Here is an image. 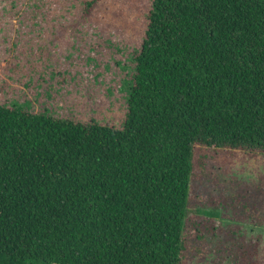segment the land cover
Segmentation results:
<instances>
[{
	"label": "trees",
	"instance_id": "obj_1",
	"mask_svg": "<svg viewBox=\"0 0 264 264\" xmlns=\"http://www.w3.org/2000/svg\"><path fill=\"white\" fill-rule=\"evenodd\" d=\"M146 22L122 129L0 105V264H182L194 148L264 153V0H151Z\"/></svg>",
	"mask_w": 264,
	"mask_h": 264
},
{
	"label": "rangeland",
	"instance_id": "obj_2",
	"mask_svg": "<svg viewBox=\"0 0 264 264\" xmlns=\"http://www.w3.org/2000/svg\"><path fill=\"white\" fill-rule=\"evenodd\" d=\"M84 2L0 0V105L122 129L151 0ZM233 199L255 204L258 219L236 221L243 211ZM203 215L219 236L195 238ZM185 233L182 264H219L217 248L228 245L240 261L251 258L244 264H264V153L194 148Z\"/></svg>",
	"mask_w": 264,
	"mask_h": 264
}]
</instances>
